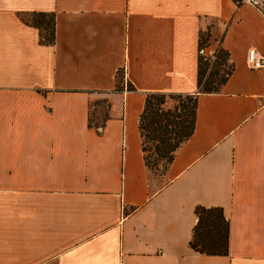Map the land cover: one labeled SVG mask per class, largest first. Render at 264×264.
Masks as SVG:
<instances>
[{
    "label": "crops",
    "instance_id": "0c3cea01",
    "mask_svg": "<svg viewBox=\"0 0 264 264\" xmlns=\"http://www.w3.org/2000/svg\"><path fill=\"white\" fill-rule=\"evenodd\" d=\"M29 13L54 15L52 46ZM201 36L231 75L198 96L194 133L153 172L145 98L197 92ZM251 48L264 54V15L235 0H0V264H264V70L247 68ZM198 206L227 219L225 256L189 248Z\"/></svg>",
    "mask_w": 264,
    "mask_h": 264
},
{
    "label": "trees",
    "instance_id": "16d2710c",
    "mask_svg": "<svg viewBox=\"0 0 264 264\" xmlns=\"http://www.w3.org/2000/svg\"><path fill=\"white\" fill-rule=\"evenodd\" d=\"M21 21L38 31L40 45L52 46L55 43V18L52 13H29L20 15ZM205 36L200 37L199 47H203ZM214 62L216 70L204 78L205 69L210 62L207 58L199 57L197 66V92L195 94H155L149 93L144 101V109L139 116V134L142 139V152L147 168L151 169L148 155L145 153L144 141L155 144L153 154L156 165H161L162 171L171 163L174 152L194 133L196 117V100L201 94H217L223 84H226L232 72V65L228 63V54L224 49H218ZM222 73H220V71ZM219 78L215 82V78ZM124 74L122 69L116 73L114 91L122 92ZM127 91L134 90L126 85ZM172 98L176 102L173 109H163L164 99ZM92 106V105H91ZM91 114V111H90ZM88 114V127L97 131L104 128L108 119V112L102 115L99 123H94ZM152 170V169H151ZM197 217L188 246L203 256H225L228 254L227 237L229 225L220 208H195Z\"/></svg>",
    "mask_w": 264,
    "mask_h": 264
},
{
    "label": "rangeland",
    "instance_id": "374dc122",
    "mask_svg": "<svg viewBox=\"0 0 264 264\" xmlns=\"http://www.w3.org/2000/svg\"><path fill=\"white\" fill-rule=\"evenodd\" d=\"M203 58H207V56H204ZM207 59L210 62V64L205 69L204 78L208 77V74L211 73L213 70H216V71L218 70V69H216L217 65L214 62L215 60L210 61L209 58H207ZM219 71H220V69H219ZM220 73H222V72L220 71ZM218 79H219L218 77L215 78L216 83L218 82ZM175 105H176V102L174 100H172V98L166 97V99H164V104L162 105V108L163 109H173V107ZM105 113H106V108H105V105H104L102 100H99V101L95 102L94 104H92L90 116H91V119L94 123H99L102 119V115ZM144 146H145L146 155H148V157H150L149 158L150 166H151L150 168L153 170V172L162 171V168H161L162 166L161 165L157 166L156 162H155V157L153 154L155 144L153 142L151 143L150 141L145 140Z\"/></svg>",
    "mask_w": 264,
    "mask_h": 264
},
{
    "label": "built area",
    "instance_id": "2783aa9c",
    "mask_svg": "<svg viewBox=\"0 0 264 264\" xmlns=\"http://www.w3.org/2000/svg\"><path fill=\"white\" fill-rule=\"evenodd\" d=\"M235 4L247 5L254 8L260 14L264 15V0H235ZM198 54L201 57L205 56L204 48L198 49ZM210 61H213L215 57H207ZM246 64L250 70H264V54H258L255 49L251 48L246 52Z\"/></svg>",
    "mask_w": 264,
    "mask_h": 264
}]
</instances>
